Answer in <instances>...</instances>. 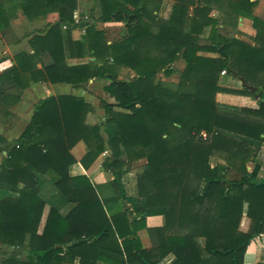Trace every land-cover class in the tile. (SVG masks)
Here are the masks:
<instances>
[{
  "label": "trees",
  "instance_id": "obj_1",
  "mask_svg": "<svg viewBox=\"0 0 264 264\" xmlns=\"http://www.w3.org/2000/svg\"><path fill=\"white\" fill-rule=\"evenodd\" d=\"M171 1L163 17V0H97L98 16L82 20L77 0H0V38L7 42L21 40L10 34L18 12L29 21L57 15L25 35L32 52L15 54L0 73V121L34 83L78 88L105 80L103 90L113 99L100 100L103 120L90 124V101L49 95L33 105L17 138L0 134V190L13 193L0 198V264H158L169 254L168 264H243L249 243L264 234V20L253 13L258 0ZM240 17L252 22V44L234 34ZM97 22H121L124 34L109 42ZM226 24L233 25L228 36L219 31ZM205 27L208 40L201 43ZM76 28L84 39L73 38ZM179 57L178 81L162 82L158 74L176 72ZM123 69L134 75L120 77ZM222 71L241 87L220 86ZM253 88L261 90L258 97ZM218 92L250 96L257 105L220 104ZM104 151L101 166L112 179L95 184L88 174ZM211 157L224 162L210 164ZM141 159L135 192L128 194L124 176ZM76 162L85 174L70 173ZM40 174L72 205L68 213L39 196ZM151 215H163L164 224L147 226Z\"/></svg>",
  "mask_w": 264,
  "mask_h": 264
},
{
  "label": "crops",
  "instance_id": "obj_2",
  "mask_svg": "<svg viewBox=\"0 0 264 264\" xmlns=\"http://www.w3.org/2000/svg\"><path fill=\"white\" fill-rule=\"evenodd\" d=\"M166 0H163L165 3ZM264 3V0H258V4H256L254 8V14L258 15V6ZM57 18L56 13H50L47 15L45 19H39L34 21H29L21 12H18L17 17L11 21V36L15 35L21 40L17 43H11L5 41V39L0 38V73L10 67L12 65V58L15 54L25 51V52H32V49L29 45L28 38L25 35L28 33H32L36 30H42L45 26L49 23L54 21ZM111 23V22H105ZM121 23V22H119ZM251 20L246 17L239 18V25H249L250 26ZM238 31H241L238 28ZM242 29V28H241ZM253 29V28H252ZM74 39H84V30L76 28L72 31ZM236 36V35H235ZM207 54H203L206 56H216L215 53L206 52ZM104 80H96L90 79L87 84H84L82 87L74 88L72 85L68 83H34L30 87L26 88L23 92V95L20 101L14 105L10 109V115L6 118H3L0 121V134L4 135L8 140H12L18 137L21 133L23 128L25 127L26 123L28 122L33 105L41 98H44L49 95L53 94H73L76 96H82L86 100H90V94L88 93L91 90L92 84L102 83ZM219 85L225 88H234L239 89L241 87V83L239 80L233 79L230 76L226 75L224 72L221 73L219 77ZM231 83V84H229ZM93 87V86H92ZM216 100L219 103L227 104V105H235V106H249L255 107L257 105L256 99L241 95L235 94L230 92H218L216 94ZM93 105V104H92ZM97 113H89L87 115V122L90 124L97 123L96 116ZM103 119V116H101ZM18 128L20 129L17 134L14 130ZM105 137V134L103 133ZM4 156V152H0V161ZM100 157V158H99ZM97 158L98 165L93 169L91 173L88 174L90 181L92 183H104L112 179V175L109 171L103 169L101 166V162L103 160L104 155L101 154ZM102 157V158H101ZM218 162L223 163L220 159ZM70 173L72 175L76 174H85L86 170L80 162H76L70 166ZM41 175V174H40ZM39 179V175H38ZM49 182V180H47ZM39 186V181H38ZM57 190V189H56ZM10 191L0 190V198L8 195H12ZM50 205L54 206L58 209L61 214H66L71 208V204L67 201L62 202L57 196H55L54 192H51L50 198L48 199ZM46 202V201H45ZM47 203V202H46ZM48 207V206H47ZM47 210V209H46ZM46 215V211L44 212L43 221ZM146 225L147 226H162L165 222V218L163 215H151L146 217ZM138 235L140 237L142 246L145 248L150 247L151 241L147 235L145 229H141L138 231ZM2 255L0 254V257ZM173 255H167L161 262L158 264H168L172 261ZM259 262H264V234L259 235L258 237L254 238L248 245L246 252L244 254L243 264H257ZM100 264H108L105 261H101Z\"/></svg>",
  "mask_w": 264,
  "mask_h": 264
},
{
  "label": "rangeland",
  "instance_id": "obj_3",
  "mask_svg": "<svg viewBox=\"0 0 264 264\" xmlns=\"http://www.w3.org/2000/svg\"><path fill=\"white\" fill-rule=\"evenodd\" d=\"M171 2H172L171 0H166L165 3L163 2L162 8L160 10L161 16H163V17L168 16L169 11H170V7H171ZM77 3H78L77 10H76L77 18L82 19V20H91L90 17L92 15L98 16L99 5H98L97 0H77ZM257 4H258V1H257ZM258 11H259V14L257 16L264 20V3L261 4L260 6H258ZM253 13H254V10H253ZM211 15L216 17V18H219V19L221 18V12L219 10H213L211 12ZM96 26L99 28H102L104 30L106 39L109 42L116 40V39H119L124 34V26L122 23H119V22H111V23L97 22ZM232 27H233V25L226 24V25H223L221 28H219V31H220V33L228 36V35H231L233 33ZM236 27H237V29L240 28V30H241V31H238L239 30L238 29L237 32H234L236 37L240 38L241 40H243L245 42L252 44L253 43L252 37L254 36V33H255V30L252 29L253 28L252 22L250 23V26L249 25L246 26L244 24L239 25V19H238ZM209 31H210L209 27L204 28V30L201 34V37H200L201 43L207 42V40H208L207 37H208ZM201 54H207V53L201 52ZM82 60H86V59L84 58V59H81V61ZM173 67L175 68L176 72H174L170 76H164L163 74H158V78L166 84H175L178 81L180 71L184 67L183 59L179 57L174 62ZM133 75H134V73L131 70L123 69L121 71L120 77H127V76L131 77ZM105 84H106L105 80H104V82L99 83V84L94 83V84H92L93 87L91 86L92 89L88 91V93L91 96L90 100L92 101L93 108H94L93 113L98 114V115H96V116H98V117H96V120L98 123H101L103 120L101 118V116L103 115V110L100 107V103H99L100 100L104 99L108 102H113V99L111 97H109L108 94H106L103 90V86ZM229 84H231V83H229ZM220 104H222V103H220ZM255 106H256V104H255ZM19 130L20 129L16 128L14 130V132H16L15 134H17ZM261 158H262L261 175L264 177V150L262 151ZM218 160H219V158H217V157H211L210 158V164H215L218 162ZM221 161H223V160H221ZM143 164H144V159L134 161L131 164V168H130L129 173L124 176V182H125V186H126V190H127L128 194H134V192H135L134 176L137 172H139L142 169ZM252 166H253V162L247 163V169L248 170H251ZM47 180H49V182ZM38 181H39V196L47 202V206L50 205V202L48 201V199L50 198L51 192H54L55 196H57L59 199H61L62 202H65V203L67 202L66 199L56 190V188H55L54 184L52 183L51 179L49 178V176L41 174V175H39ZM42 223H43V217H42ZM245 226H246V220L243 219L241 222V228H245ZM40 228H41V225H40Z\"/></svg>",
  "mask_w": 264,
  "mask_h": 264
},
{
  "label": "water",
  "instance_id": "obj_4",
  "mask_svg": "<svg viewBox=\"0 0 264 264\" xmlns=\"http://www.w3.org/2000/svg\"><path fill=\"white\" fill-rule=\"evenodd\" d=\"M252 90L254 92L255 97H258V95L260 94L261 90L259 88H253Z\"/></svg>",
  "mask_w": 264,
  "mask_h": 264
},
{
  "label": "built area",
  "instance_id": "obj_5",
  "mask_svg": "<svg viewBox=\"0 0 264 264\" xmlns=\"http://www.w3.org/2000/svg\"><path fill=\"white\" fill-rule=\"evenodd\" d=\"M222 72H224V71H222ZM202 136L205 138V137H206V133L203 132V133H202ZM106 153H107V151H104L102 154L105 155Z\"/></svg>",
  "mask_w": 264,
  "mask_h": 264
}]
</instances>
